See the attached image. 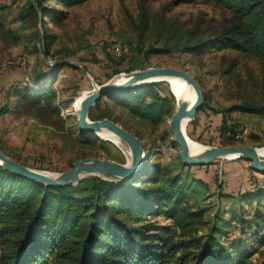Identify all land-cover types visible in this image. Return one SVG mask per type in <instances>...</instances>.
I'll return each instance as SVG.
<instances>
[{
	"label": "trees",
	"instance_id": "trees-1",
	"mask_svg": "<svg viewBox=\"0 0 264 264\" xmlns=\"http://www.w3.org/2000/svg\"><path fill=\"white\" fill-rule=\"evenodd\" d=\"M25 1L24 13L38 21L42 41H46L44 16L54 21L66 13L55 5L67 7L85 0ZM210 1L227 8L229 15L220 27L208 32L197 24L176 26L162 15L151 20L144 13L139 30L150 29L162 39L159 44L147 43L144 53L180 50L200 54L225 48L240 52L253 61V83L261 96L232 107L264 114V0ZM136 43L140 50L142 42ZM43 47L47 49L46 44ZM112 60L105 79L139 66L132 53L118 54ZM124 60L127 66L123 69ZM56 65L49 76H54ZM42 81L35 86L10 83L0 96V112L13 96L21 102L16 108L19 112L42 105L58 114L52 102L54 92ZM160 82L107 89L88 108L87 116L108 117L130 131L124 118L114 112L116 107L125 116L156 124L174 108V96L168 89L161 91ZM76 131L80 142L103 145L105 141L91 130ZM219 133L223 143L236 140L234 124H226L223 117ZM152 153L138 171L125 178L109 180L89 174L74 184H45L0 165V264H264V256L252 263L249 257L255 247L245 242V234L256 244L264 242V185L246 189L237 198L228 193L233 204L225 210L229 216L213 212L206 222L203 206L189 199L198 200L209 183L193 175V164L183 162L177 151L167 152L165 159L150 158ZM214 186L218 195L220 183ZM242 204L250 207L242 208ZM157 215L168 222L149 218ZM230 221L237 223L238 234L224 242L220 236L227 234L224 225Z\"/></svg>",
	"mask_w": 264,
	"mask_h": 264
},
{
	"label": "rangeland",
	"instance_id": "rangeland-1",
	"mask_svg": "<svg viewBox=\"0 0 264 264\" xmlns=\"http://www.w3.org/2000/svg\"><path fill=\"white\" fill-rule=\"evenodd\" d=\"M25 2L0 0V96L10 83L35 86L43 79L42 83L54 92L52 102L57 105L58 114L42 105L28 106L26 112H19L16 108L21 107V102L10 96L7 107L0 112V149L11 158L51 172L69 167L71 160L81 156L129 161V148L115 135L100 134L107 138L103 145L80 142L74 111L86 89L94 82L107 79L104 74L111 71L112 58L131 53L139 62L136 68L170 65L183 68L194 77L204 102L185 124L190 141L204 145L228 144L222 142L219 133L223 117L226 124H234L236 140L232 144L264 146V114L232 107L246 99H258L260 95L258 85L253 83L256 70L251 59L226 48L200 54L180 50L144 53L147 43L159 44L162 40L150 29L139 30V19L144 13L151 20L162 15L176 26L184 28L197 24L208 32L226 21L229 12L224 6L210 0H85L67 7L57 4L55 7L66 13L54 21L44 16L48 36L42 41L38 21L24 13ZM138 41L142 42L140 50ZM54 63H57L56 70L51 77L49 72ZM121 66L124 69L127 61L124 60ZM129 70H119L109 77ZM158 87L161 91L170 88L166 80H161ZM113 108L120 118H124L130 131L140 136L147 156L154 150L150 158L160 156L165 159L167 152L177 151L168 125L170 115L151 124L125 116ZM188 164H193L190 167L193 175L210 185L201 191L198 200L189 199L191 204L203 206L202 216L206 222L213 212L221 213L224 218L229 216L225 210L233 204L228 193L237 198L246 189L254 190L264 185L261 184L264 175L251 169L243 158L216 157L203 165ZM217 182L222 192L218 195L214 186ZM248 207L250 205L242 204V208ZM149 218L168 222L162 215ZM224 229L227 234L220 236L224 242L238 234L234 221L224 225ZM245 242L255 247L249 259L256 263L264 256V242L256 244L250 234H245Z\"/></svg>",
	"mask_w": 264,
	"mask_h": 264
},
{
	"label": "water",
	"instance_id": "water-1",
	"mask_svg": "<svg viewBox=\"0 0 264 264\" xmlns=\"http://www.w3.org/2000/svg\"><path fill=\"white\" fill-rule=\"evenodd\" d=\"M169 74L178 75L186 79L194 91V98L189 104H186L181 99L178 101L176 98L180 95L181 90L169 88L175 98L174 108L170 113L168 125L171 139L177 145V154L180 159L185 163L202 164L216 157H239L246 159L247 165L251 169L264 172V156H259L254 145H203L196 152L189 151L184 130L181 129V123L193 117L194 111L202 102V93L191 74L183 68L170 65H150L131 69L126 71V77L123 79L111 76L101 83L94 82L92 87L86 89L80 96L79 106L74 111L77 130L88 129L104 139L107 138L100 136L98 131L101 128L110 130L126 143L130 150L129 161L120 162L105 156H81L71 160L69 167L51 172L19 162L0 149V165L45 184H74L78 179L89 174L109 180L127 177L139 170L143 159L147 156V151L144 150L142 141L127 128L108 117L89 118L87 110L95 99L107 89L161 80L162 76Z\"/></svg>",
	"mask_w": 264,
	"mask_h": 264
},
{
	"label": "bare ground",
	"instance_id": "bare-ground-1",
	"mask_svg": "<svg viewBox=\"0 0 264 264\" xmlns=\"http://www.w3.org/2000/svg\"><path fill=\"white\" fill-rule=\"evenodd\" d=\"M119 74H122V76H118ZM119 74H116L114 75L113 77L115 78H119V79H123L126 77V72H121ZM118 76V77H117ZM161 80H166L170 86V88H173L174 90L175 89H179L181 90L180 92V95H178L176 98L177 100L179 101L180 99L185 102L186 104H189L192 99L194 98V91L191 87V85L189 84V82L184 79L183 77L181 76H178V75H173V74H169V75H165V76H162ZM174 96V95H173ZM175 98V97H174ZM78 102V100H77ZM78 107V105H76V108ZM189 119H186L185 121H183L181 123V129L184 130V134L186 136V139H187V144H188V148H189V151L191 152H196L198 151L201 147H203L204 144H197L193 141H190L188 139V136L185 132V124L187 123ZM187 125V124H186ZM104 132V133H103ZM103 133V134H102ZM98 134H102V135H106V136H114L115 134L113 132H111L110 130L106 129V128H101L99 131H98ZM101 136V135H100ZM116 137H118L117 135H115ZM119 138V137H118ZM121 139V138H119ZM110 140V139H108ZM122 140V139H121ZM111 141V140H110ZM112 142V141H111ZM257 153L259 154V156H264V146L262 147H255Z\"/></svg>",
	"mask_w": 264,
	"mask_h": 264
},
{
	"label": "built area",
	"instance_id": "built-area-1",
	"mask_svg": "<svg viewBox=\"0 0 264 264\" xmlns=\"http://www.w3.org/2000/svg\"><path fill=\"white\" fill-rule=\"evenodd\" d=\"M261 184H264V180H262Z\"/></svg>",
	"mask_w": 264,
	"mask_h": 264
},
{
	"label": "crops",
	"instance_id": "crops-1",
	"mask_svg": "<svg viewBox=\"0 0 264 264\" xmlns=\"http://www.w3.org/2000/svg\"><path fill=\"white\" fill-rule=\"evenodd\" d=\"M260 174H261V175H264V172H263V173L261 172Z\"/></svg>",
	"mask_w": 264,
	"mask_h": 264
}]
</instances>
